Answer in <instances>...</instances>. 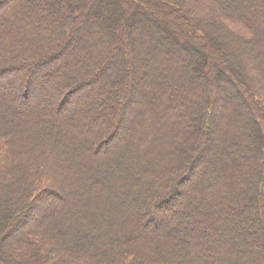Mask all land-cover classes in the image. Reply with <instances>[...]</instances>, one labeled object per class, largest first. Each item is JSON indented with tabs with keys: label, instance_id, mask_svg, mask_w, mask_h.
<instances>
[{
	"label": "trees",
	"instance_id": "trees-1",
	"mask_svg": "<svg viewBox=\"0 0 264 264\" xmlns=\"http://www.w3.org/2000/svg\"><path fill=\"white\" fill-rule=\"evenodd\" d=\"M218 230L264 264V0H0V264H239Z\"/></svg>",
	"mask_w": 264,
	"mask_h": 264
},
{
	"label": "rangeland",
	"instance_id": "rangeland-1",
	"mask_svg": "<svg viewBox=\"0 0 264 264\" xmlns=\"http://www.w3.org/2000/svg\"><path fill=\"white\" fill-rule=\"evenodd\" d=\"M3 6H4V4L2 5V8H3ZM55 59H51L50 60V62L52 63L53 61H54ZM140 66V68H142V65H139ZM132 83V81H130L129 82V85ZM135 98H136V100L137 101H142V99H139V98H137V96H135ZM75 105V104H74ZM85 105V103H82V106H81V104H79V105H77V107L79 108V107H83ZM69 111H71V110H69ZM142 128H148L147 126H142ZM235 132L237 133V130H235ZM252 144L251 145H253V143H254V140H252V142H251ZM202 163H203V166L204 165H206V164H204L205 163V161L203 160L202 161ZM200 166H202V165H200ZM201 168V167H200ZM199 169V168H198ZM209 171H210V168L208 169V168H205L204 167V169H203V172L202 171H200V169H199V171H197L196 173L197 174H195L194 175V177L195 176H198L199 178H200V176H202V174L203 175H207L208 173H209ZM202 173V174H201ZM193 175V174H192ZM197 179V178H196ZM194 178L192 177V179L190 178L189 179V182H188V184H192L194 181ZM204 181H206V180H203V182H202V184H205V182ZM187 184V185H188ZM197 184H199V183H197L196 182V184H194L193 186L194 187H198L197 186ZM202 184H201V186H202ZM179 192H180V189H179ZM182 195V193H179V194H175L176 196H178L179 197V195ZM171 200H173L174 201V196H171V198H170ZM187 199V195L185 194V193H183V197L181 198V201L184 203L185 202V200ZM173 203L174 202H172L171 201V203H170V201L168 202V204H167V207H164L163 205H161L160 206V209L158 210L160 213H159V215H161V214H167V211H168V209L169 208H171L172 206H173ZM162 204V203H161ZM160 205V204H159ZM181 207V204H179V206H178V208H180ZM176 209H173V213H175L176 214V211H175ZM169 214V213H168ZM183 225H185V224H183ZM225 232H227V231H224V232H222V231H220V230H218V234H219V236H221L220 237V239H222V240H231L232 239V241H229V247H230V245H232V247H234V245L232 244V243H236V245H240V247L238 248L239 250L241 249L242 251L240 252L239 250V252L238 251H236L235 253H234V257H235V261H236V258H237V260H238V262L237 263H239V264H253L252 262L250 263L249 262V257L247 256V250L245 251V247L244 246H242L240 243H241V241H243L244 240V238H243V235H241V234H239V233H237V232H229V233H225ZM225 234H227V236L225 235ZM228 236H230V237H228ZM259 238L262 240V238L259 236ZM232 242V243H231ZM235 245V246H236ZM231 247V248H232ZM231 248L229 249V250H231ZM239 258V259H238ZM198 259H199V262L198 263H200V264H204V262L202 263V259H200V258H197L196 259V262L198 261Z\"/></svg>",
	"mask_w": 264,
	"mask_h": 264
}]
</instances>
